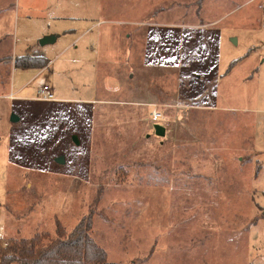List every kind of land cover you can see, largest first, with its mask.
Segmentation results:
<instances>
[{"label":"rangeland","instance_id":"374dc122","mask_svg":"<svg viewBox=\"0 0 264 264\" xmlns=\"http://www.w3.org/2000/svg\"><path fill=\"white\" fill-rule=\"evenodd\" d=\"M0 8V246L56 237L58 224L70 233L91 216L90 234L115 264H264V0ZM49 34L60 37L46 44L48 71L14 67ZM163 36L182 39L171 49ZM28 81L18 94L49 84L74 102L7 97ZM95 90L145 95L163 119L152 105L78 101ZM194 132L209 133L215 156Z\"/></svg>","mask_w":264,"mask_h":264},{"label":"trees","instance_id":"16d2710c","mask_svg":"<svg viewBox=\"0 0 264 264\" xmlns=\"http://www.w3.org/2000/svg\"><path fill=\"white\" fill-rule=\"evenodd\" d=\"M16 68H44L43 55L25 54L14 60ZM90 216L70 233L58 224L56 237L49 232H37L32 237L11 238L0 246V264H115L108 261L104 248L91 236Z\"/></svg>","mask_w":264,"mask_h":264},{"label":"crops","instance_id":"0c3cea01","mask_svg":"<svg viewBox=\"0 0 264 264\" xmlns=\"http://www.w3.org/2000/svg\"><path fill=\"white\" fill-rule=\"evenodd\" d=\"M0 10H1V8H0ZM98 23H101V21H99ZM94 27H95V25H93ZM90 29H93V27L92 28H90ZM90 29H88V30H84L83 31V33L81 34L82 36H84V34L85 33H87V32H89V30ZM163 30V29H162ZM162 30H160V32L162 31ZM66 31H68V30H66ZM66 31H64V32H66ZM177 31L175 30L174 31V33H176ZM180 33H181V31H179ZM58 35V34H57ZM60 36L58 35L57 36V38H56V40H58V38H59ZM165 38H167L168 40H170V42H171V44H172V46H171V49H177L176 47H178L179 46V39H182V37L181 36H179L178 38L177 37H168V36H163V39H165ZM29 47H31V46H29ZM29 47H27L26 49H25V51H24V54H22V55H25V54H31V55H43L46 59H47V66L46 67H44V68H41V69H37V68H18V69H25V70H35V74H34V76H33V78H36V76H39L41 73H44L45 71H48V69H50V64H51V61H50V59L47 57V53H46V51H45V47H46V45H43V46H40L39 45V47H35V46H33V47H35L34 48V52L33 51H28V49H29ZM30 52V53H29ZM22 55H20V56H22ZM130 55H131V52L129 53V57H130ZM16 57H19V56H16ZM16 57H14L13 56V64H14V60H15V58ZM176 58V54L174 55V57H173V59H175ZM114 59V53H112L110 56H109V58H108V60H109V62L111 61V60H113ZM174 64H176L175 62H173ZM113 65H115V64H109V67H113ZM14 67H15V64H14ZM16 68V67H15ZM113 73V72H112ZM227 74V73H226ZM107 76H113V74L112 75H110L109 73H107ZM33 78L31 79V80H33ZM118 79V78H117ZM30 80V81H31ZM121 80V79H120ZM30 81H28L27 83H25V84H23V85H21L18 89H17V91H15V90H12L8 95H7V97L9 98V99H18V100H20V99H22V100H32V101H43V102H53V101H56V102H64V103H66V102H74L73 100H72V98H70V97H57L56 96V93H55V89L53 88V86H51V85H49L52 89H53V92H54V94H55V99L54 100H41V99H38V95H39V89L40 88H38V91H37V95H34V96H24V95H22V94H18V92H21L23 89H25L27 86H28V84H29V82ZM131 83V82H130ZM119 86H122V85H119ZM134 92H132V94L130 95V97H133L134 96ZM78 99V101L79 102H84V103H87V104H114V103H116V102H129V103H132V104H136V105H144V106H153L154 107V104L152 103V102H150L148 99H146V96L145 95H139V98H135V97H133V98H130V99H126V101L125 100H122V101H120V100H112L111 99V97H104V96H101V97H98V94H97V91L95 90V91H93V94L91 95V96H88V97H83V98H77ZM75 100V99H74ZM120 104V103H119ZM157 110V111H159L160 112V110L159 109H157L156 107H154V108H152V110H151V114H152V111L153 110ZM19 116V115H18ZM153 117V116H152ZM160 119H163V117L162 118H160ZM156 124V123H155ZM155 124H153V126L155 125ZM159 124H162L164 127H165V135L164 136H161V135H158L157 134V136L158 137H161V138H163V139H165L166 137H167V134H168V128H167V126L165 125V123L163 122V123H159ZM183 126H184V128L185 129H187V126L185 125V124H182ZM197 128V127H196ZM154 129H155V127H154ZM156 133V132H155ZM193 135V137H195V138H197L198 140H200V143H201V145H202V148H201V152L202 153H204L205 154V151H206V153H209L210 155H212V156H215V155H213L212 154V152H210L209 150H212L211 148H209V146L208 145H210V143H209V141H208V143H205V141L203 140V139H207V135H209V133L208 132H206L204 135L205 136H203V134H202V136L201 135H199V134H197V135H195V132L192 134ZM203 138V139H202ZM202 140V141H201ZM226 152L227 153H229V154H231V152L229 151V150H227L226 149ZM215 154H217V153H215ZM226 154V153H225ZM205 156H208L207 154H205ZM223 156H225L224 154H223ZM147 215V214H146ZM150 224V223H149ZM109 261V260H108ZM111 262H114L115 260H110Z\"/></svg>","mask_w":264,"mask_h":264},{"label":"water","instance_id":"95a60500","mask_svg":"<svg viewBox=\"0 0 264 264\" xmlns=\"http://www.w3.org/2000/svg\"><path fill=\"white\" fill-rule=\"evenodd\" d=\"M57 34H49L44 36L41 40H40V44L41 45H46V44H50L56 41L57 38ZM20 120V117L17 114H12L11 116V121L12 122H18ZM155 127V132L158 135L164 136L165 135V127L162 124L156 123L154 125ZM74 142L76 144H78V139L77 136H73ZM59 163H64V159L63 157H59L56 159Z\"/></svg>","mask_w":264,"mask_h":264},{"label":"built area","instance_id":"2783aa9c","mask_svg":"<svg viewBox=\"0 0 264 264\" xmlns=\"http://www.w3.org/2000/svg\"><path fill=\"white\" fill-rule=\"evenodd\" d=\"M38 99H41V100H54L55 99V94L53 92V89L48 84L43 85L39 89ZM152 116H153L154 119H160V118L163 117L162 113L157 111V110H155V109L152 111Z\"/></svg>","mask_w":264,"mask_h":264}]
</instances>
